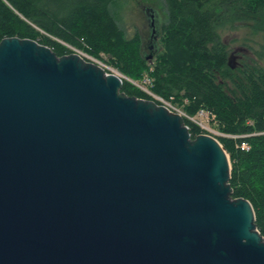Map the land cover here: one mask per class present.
<instances>
[{
    "label": "water",
    "instance_id": "water-1",
    "mask_svg": "<svg viewBox=\"0 0 264 264\" xmlns=\"http://www.w3.org/2000/svg\"><path fill=\"white\" fill-rule=\"evenodd\" d=\"M123 83L76 52L1 40L0 264H264L222 143Z\"/></svg>",
    "mask_w": 264,
    "mask_h": 264
},
{
    "label": "trees",
    "instance_id": "trees-1",
    "mask_svg": "<svg viewBox=\"0 0 264 264\" xmlns=\"http://www.w3.org/2000/svg\"><path fill=\"white\" fill-rule=\"evenodd\" d=\"M116 0H0V42L7 37L31 38L58 56L82 50L126 76L139 79L149 70V55L141 39H128L112 13ZM167 21L160 28L153 58L152 91L181 103L194 116L205 109L215 115L219 137L232 161L230 184L234 197L248 199L264 236V65L257 60L237 69L221 31L251 24L264 32V0H162ZM44 32L45 34H43ZM151 54V53H150ZM129 96L153 99L124 80ZM192 137L203 133L185 118ZM248 143V150L242 143Z\"/></svg>",
    "mask_w": 264,
    "mask_h": 264
},
{
    "label": "rangeland",
    "instance_id": "rangeland-1",
    "mask_svg": "<svg viewBox=\"0 0 264 264\" xmlns=\"http://www.w3.org/2000/svg\"><path fill=\"white\" fill-rule=\"evenodd\" d=\"M111 9L115 19L117 20V23L124 30L127 38L132 39L138 36L142 42V53H146L147 55L151 56V58L149 57L150 60H154L151 63H148L149 70L145 72L143 76L139 79L130 78L119 70H117L116 68H114L112 64L108 63V58L103 53L101 54V56L103 57L101 61L107 66L106 69L110 73L115 74L119 72L123 75V80L130 82L134 86L136 85L133 82L138 83L150 79L151 85H149V87H146L150 88V90L152 91V88L155 84V77L152 74L154 69L155 57L153 58V55L150 54L152 51H154L150 49V46L154 45V47H157L161 50L163 48L162 42L159 39L160 34L157 35V37H154L156 40L154 43L151 40L153 38L152 35L156 34L157 31L160 32L162 24L167 21V10L164 5V2L162 0H116L112 3ZM150 11L155 12L156 14L154 26H151V20L149 19ZM42 33L45 34L44 32ZM221 36L223 42L228 47L230 55L232 52L238 50L235 53L236 59L234 60L236 66L241 67L243 63H250L253 59L257 60L259 63L264 65L263 31L258 30L254 28L251 24L247 23L241 24L236 28L221 31ZM71 49L73 50V52H75L74 48ZM187 104L188 103H186V101L184 100L181 103L176 102L175 105H177L179 108L186 112L185 106ZM204 121L206 122L208 129L202 130L203 133L201 134H209L217 139L219 137H231L229 134H226L221 131V128L217 123L216 118H212L211 116L209 119L205 118ZM193 123L197 124L196 122ZM229 159L232 167L230 155Z\"/></svg>",
    "mask_w": 264,
    "mask_h": 264
},
{
    "label": "built area",
    "instance_id": "built-area-1",
    "mask_svg": "<svg viewBox=\"0 0 264 264\" xmlns=\"http://www.w3.org/2000/svg\"><path fill=\"white\" fill-rule=\"evenodd\" d=\"M71 48H73V47H71ZM74 50L76 53L80 54L86 60L95 62V63L99 64L100 66H102L104 69H106L107 66L101 60L92 57L91 55H89L88 53H86L82 50L75 49V48H74ZM106 71H108V70L106 69ZM115 74H117L118 76L123 78V75L120 74L119 72H117ZM133 83H135V85L137 87H139L142 91H144L148 95H150L153 98V100H155L157 103L166 106L171 112L179 113L184 118H187L193 122H196L201 127L202 130L208 129V126L206 125V122L204 121L205 118L209 119L211 116H212V118H215L214 114H212L211 112H209L208 110H205V109L199 110L198 113L196 114L197 116L193 117V116L188 115L185 111H183L181 108H179L177 105H175V103L172 101V97H171V99H166L160 95L153 93L150 90V88H148L149 85H151L150 79H147V80H144V81L138 82V83L137 82H133ZM146 86H148V87H146ZM185 101H186V103H188V100H185ZM241 147H242V149H246V150H248L250 148L249 144L246 142L242 143Z\"/></svg>",
    "mask_w": 264,
    "mask_h": 264
}]
</instances>
